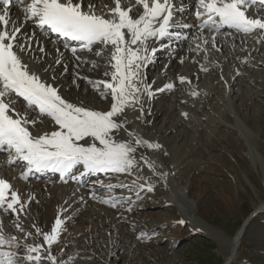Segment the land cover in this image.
<instances>
[{
	"label": "snow or ice",
	"instance_id": "obj_1",
	"mask_svg": "<svg viewBox=\"0 0 264 264\" xmlns=\"http://www.w3.org/2000/svg\"><path fill=\"white\" fill-rule=\"evenodd\" d=\"M16 5H23V20L11 14ZM194 8L195 19L199 21L196 39L203 45L211 44L217 52L221 51L217 37L224 29L230 30L228 35L256 34L258 43L264 40V0H195ZM181 11L184 9L178 8L174 0H134V4L131 0H110V3L104 0H0V151H7L10 166L23 162L24 170L19 179L26 181L34 172L50 171L59 173L67 183L68 178L79 182L84 176L112 173L135 176L130 185L123 187L135 190L137 199L140 192L154 191L153 184L146 180L141 182L143 177L136 171L139 163L135 153L140 147L160 151L163 145L130 131L125 113L126 109L140 105L136 119L144 116L141 96L151 99L154 91L145 82L143 70L156 51L149 49L147 42L165 38L179 40L181 32L173 30L191 27L175 20L176 13ZM205 30L212 33L210 40L203 36ZM52 34L63 41L64 51L56 47L55 54L49 58L45 43L52 42ZM105 49L109 50V59L103 75L108 79L93 80L77 73L72 83L79 88L77 81L84 80L99 98L109 101L110 107L97 110L65 98L56 84L60 75L68 71L65 51L71 53L67 59L78 62L77 68L81 63H91L92 69H96L98 63L85 60L83 53H94L102 60ZM196 49L207 53V48H202L200 43L196 44ZM201 70L207 71L203 66ZM179 82L191 83L183 76L179 77ZM174 87L173 83H167L156 91ZM190 95L196 97L198 93L193 91ZM182 115L187 118V113ZM45 123L51 125L50 129L40 131L37 126ZM121 132L127 134V139L123 136L117 139ZM139 159L153 174L167 177L166 172L157 173L154 163L144 156ZM77 166H80L79 176L73 175ZM112 188L111 184L107 185L109 193ZM91 198L112 208L134 203L131 197L103 199L94 192ZM33 202H39L34 195L29 193L25 197L7 179L0 178V211L14 217L13 227L23 233L22 243L20 236L5 232L0 220V264H45V261L58 264L52 247L60 243L66 231L65 213L69 209H59L50 230L33 225V233L20 222ZM126 210L132 209L129 206ZM146 235L141 233L137 240H144ZM29 237L42 238V241L28 243Z\"/></svg>",
	"mask_w": 264,
	"mask_h": 264
},
{
	"label": "rangeland",
	"instance_id": "obj_2",
	"mask_svg": "<svg viewBox=\"0 0 264 264\" xmlns=\"http://www.w3.org/2000/svg\"><path fill=\"white\" fill-rule=\"evenodd\" d=\"M253 59L257 65L244 68L247 74L233 82L229 97L218 73L211 72L199 79L195 87L200 90L214 85L212 92L201 93L192 100L196 109L185 106L186 121H182L184 115L175 113V120L183 124L176 132L166 135L171 140L177 134H184V141L178 138L174 142V162L178 164L174 177L192 214L205 226L187 223L177 205L165 202L170 200L172 192L162 196L145 193L135 201L136 206L126 203L115 208L112 229L106 225L110 229L63 232L67 240L60 239L52 247V251H59L58 264L61 261L64 264H224L231 240L264 202L263 46L256 50ZM157 73L152 70V75ZM146 77L149 79L151 75ZM221 77L224 81L225 76ZM178 89L172 96H163L165 103L173 105L179 96L185 95L184 88ZM226 98L229 105L224 106ZM107 101L101 102L107 104ZM237 119L245 124L244 133L220 121L232 125ZM162 120L163 116L157 119L155 129H159ZM129 206L131 211L126 210ZM181 220L183 224L179 223ZM31 222L24 219L22 226L28 224L34 231ZM124 233L126 238L121 236ZM141 233L147 234L142 241L137 240ZM20 238L23 243V233ZM39 241L40 238L33 237L27 242ZM230 264H264V214L248 228L238 256Z\"/></svg>",
	"mask_w": 264,
	"mask_h": 264
},
{
	"label": "bare ground",
	"instance_id": "obj_3",
	"mask_svg": "<svg viewBox=\"0 0 264 264\" xmlns=\"http://www.w3.org/2000/svg\"><path fill=\"white\" fill-rule=\"evenodd\" d=\"M104 2L110 3V0H104ZM190 2L194 3L193 0H184L183 2L177 0L175 4L176 6L183 5L184 8H187L191 6ZM131 3L134 4V0H131ZM22 7L23 5H20L19 7L15 8L11 13L12 16L18 18L19 20H23ZM133 11L135 14H139L136 9H133ZM140 11L142 12V9H140ZM185 22L191 25V27L188 28V32L182 34L183 37L186 36L187 39L183 41L182 48L178 51L174 53H164L163 58L160 59L158 56H160V54L163 52H159L158 49L160 48H158V46L161 44L154 45L152 39L147 42L149 49L155 48L158 50L154 56H151L150 62L143 70V75L145 77L147 75H151V78L149 79L146 77L145 82L151 85L154 91V96L151 99H149L146 95L141 96V104L143 105L144 110V116L141 119H136V117L139 116L138 109L140 105H136L135 108L126 109L125 114L128 121L127 127L130 131L135 132L144 139H148L152 142H159L163 145V148L160 151H154L145 147H140L135 153L139 163V169L136 171L140 176L143 177L141 182L143 183L144 180H146L154 185V191L148 193L152 195L158 193V195L160 194L162 196L165 192H172V197L170 200L165 202L168 204L177 205L187 223H198L203 228L205 226L203 224L204 222L201 223L197 217L192 214V211L189 207L190 205H188V203L185 201L184 194L180 191L177 185L178 181H176V176L174 177L178 168V164L174 162V142H176L178 138H180V141H184V134H177L171 140L169 138V140L166 139V135L168 133L176 132L178 127L181 128L180 125L183 124L182 121H186V118H183L184 116H182V121L180 120L178 122L175 120V113H185V106L191 107L192 110L196 109L193 106L194 104L192 103V100L197 99L201 93L209 94L212 92V86L214 85L203 86V88H201L203 89L202 91L201 89L199 90V88L195 87L199 79H204L206 75H211V72L218 73V79L220 83H224L223 89L225 88V94L227 97H229L228 95L230 91L233 90V82L242 74H247L244 71V68L247 65H257V62L253 59V56L256 50H260L262 46L264 47V40L258 43L256 34L243 38H235L231 35H229V37H223L222 35H219L217 37V46L221 48V51L217 52L211 47V44L203 45L201 40L196 39L198 28L195 26L193 20L188 19ZM27 31L28 28L26 27L25 34H27ZM211 35L212 34H209L208 32L203 33V36L209 40L211 39ZM51 41V43H45V48L49 52V58L55 54L54 50L56 47H61V50L64 51L61 45L56 44L53 40ZM197 43H200L202 48H207V53L197 50ZM170 45L173 46L174 43ZM104 51L105 55L102 60L96 57L94 53L83 54L85 60H95L98 63L99 67L96 69H92L91 63H81L77 68L76 64L78 62H76L74 59H67V57H70V54L65 51L68 71L60 75L59 80L56 82L57 86L60 88L61 94L65 98L76 103L83 102L87 106L96 108L97 110H107L110 107L108 101L107 104L101 102L104 99L99 98V95L93 91L91 85L87 84L84 80L77 81V83L80 85L79 88H77L72 83L77 73H79V75L82 77H89L93 80L108 79V77H104L103 72L108 67L107 60L109 59V56L107 53L109 50L105 49ZM181 59L183 60V63H180ZM243 61H247V63H244ZM153 62H156L157 64L152 65ZM202 66L203 68H206L207 71H202ZM220 69L221 72H219ZM152 70L153 72L157 71L158 73L152 75ZM237 71L240 73L239 75H237ZM182 76L186 77L189 81H191V83L181 84L179 82V77ZM221 76H223V78L225 76L224 81L222 80ZM167 83H173L175 86L174 89L165 90L163 92L156 91ZM178 88H184L185 95L179 96L180 98L177 99L176 103L173 105H168L165 103L166 98L163 96L173 94V91L179 90ZM193 91L198 93L196 97L190 95V93ZM99 101L101 102L100 104L98 103ZM227 101L229 102V98L223 100L224 106L225 104L229 105ZM161 116H163V120L161 122L162 125L159 127V129H155V122ZM220 121L224 126L229 128L234 127V129H237L241 133L245 132V124L239 119L235 120L236 123H232V125H225L226 123L224 121ZM37 127L40 129V131H45L49 130L51 125L45 123L38 125ZM121 136L127 139V134L123 132L117 136V139H120ZM164 152H167V155H164ZM141 155L144 156L150 163H154L157 173H168L167 177L164 178L160 175L153 174V172L145 165L144 161L139 159ZM17 174L18 172L14 168L7 167L5 165V161H3V159L0 157V178L7 179L23 196L26 197L27 194L30 193L34 195L39 201L38 203L33 202L28 205L27 215H23L20 218L21 224L24 219L29 218L30 221L34 223L33 225L39 226L44 231L50 230L51 225L54 223L55 216L61 207H66L69 209V212L65 213L66 230L70 229V231H81L84 229L95 230L97 228H101L99 230H103L107 226L112 229L114 227L113 225L115 224V221H113V215L117 214V212H115V208L99 202V199H92L91 194L93 193V189H95L94 193L98 198L108 199L109 196H114L124 198L127 197L128 199L129 197H133L134 203L130 204L132 206H136V191H130L128 188L123 187V185H130L132 180L135 179V176L114 174L113 176H107L105 179L94 181L95 183L92 182L90 185L91 187L80 188L71 184L73 183L72 178L68 180L67 183L61 185L54 182L36 180H30L23 183L19 181ZM109 184L113 186L111 193L107 191V185ZM127 193H131L133 196H130ZM145 193H147V191L140 192V198ZM65 201L68 203L65 204ZM253 213V218L250 221H246L243 230L240 229L231 240L229 252L224 257V264L232 263L238 256L241 242L247 235L248 228H250V226H252L253 223L264 214V202L258 206ZM5 215L7 216L5 217ZM14 219V217H10L7 213L0 211V220L3 221L5 232L7 234L20 236L22 233L17 232L13 227ZM23 227L28 231L33 233L35 232V230L33 231L30 229V225L28 224L23 225ZM107 228L105 230L110 229ZM62 235L61 241L64 239L67 240V236L65 237ZM121 236L122 238H126L125 233ZM29 238L32 239L33 237ZM41 241L42 238H40L39 243ZM63 244L64 243H62L61 246H63ZM58 252L55 250V252L52 251V254L56 256Z\"/></svg>",
	"mask_w": 264,
	"mask_h": 264
},
{
	"label": "water",
	"instance_id": "obj_4",
	"mask_svg": "<svg viewBox=\"0 0 264 264\" xmlns=\"http://www.w3.org/2000/svg\"><path fill=\"white\" fill-rule=\"evenodd\" d=\"M253 215H254V213L250 215V217L248 218V220H247V221L251 220V219H252V217H253ZM244 226H245V225H243V227H242V230H243Z\"/></svg>",
	"mask_w": 264,
	"mask_h": 264
}]
</instances>
